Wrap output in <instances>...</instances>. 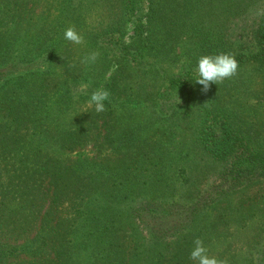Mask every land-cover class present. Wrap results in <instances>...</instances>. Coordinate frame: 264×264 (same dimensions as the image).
<instances>
[{"label": "trees", "instance_id": "1", "mask_svg": "<svg viewBox=\"0 0 264 264\" xmlns=\"http://www.w3.org/2000/svg\"><path fill=\"white\" fill-rule=\"evenodd\" d=\"M238 1L0 0V264H194L197 239L264 264V7L245 51ZM222 53L235 74L202 92Z\"/></svg>", "mask_w": 264, "mask_h": 264}, {"label": "clouds", "instance_id": "2", "mask_svg": "<svg viewBox=\"0 0 264 264\" xmlns=\"http://www.w3.org/2000/svg\"><path fill=\"white\" fill-rule=\"evenodd\" d=\"M64 39L75 44L82 43V36L76 30L69 27L64 31ZM97 53L93 52L82 58V63L91 64L96 61ZM237 70V61L228 54L202 55L197 59L196 67L191 81L195 85L202 86L201 91L207 92L210 84H217L226 78L231 77ZM109 92L104 89H97L90 94L87 101L89 106H94L96 112L105 110V101ZM190 259L194 264H225L224 261L215 256L207 255V250L200 239L195 240L194 247L190 252Z\"/></svg>", "mask_w": 264, "mask_h": 264}, {"label": "rangeland", "instance_id": "3", "mask_svg": "<svg viewBox=\"0 0 264 264\" xmlns=\"http://www.w3.org/2000/svg\"><path fill=\"white\" fill-rule=\"evenodd\" d=\"M204 2H210L211 0H202ZM237 1V0H236ZM53 3L52 12L56 7L55 0H51ZM236 6L238 7V11H233L235 21L231 25V37L237 45H241L245 51H250L255 48V28L257 27L259 20L261 18V14L263 12L264 0H240L236 2ZM55 12V11H54ZM258 83H255L251 89L256 91L259 90ZM246 101H249L246 105L248 108L251 105H255L253 109H246L247 113H249L253 120H255L262 129H264V96H253L252 98H246ZM84 155H93L92 147L86 149L85 153L82 151ZM80 155V151L69 153L68 156L70 158H77ZM264 213V212H263ZM262 222L264 221V217L261 218ZM262 224V223H261ZM264 233H262V236Z\"/></svg>", "mask_w": 264, "mask_h": 264}]
</instances>
